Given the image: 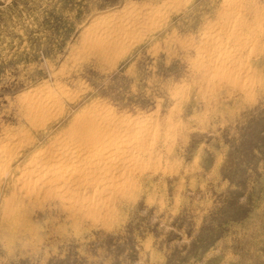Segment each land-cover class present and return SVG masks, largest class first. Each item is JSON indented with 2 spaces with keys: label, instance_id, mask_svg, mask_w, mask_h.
Wrapping results in <instances>:
<instances>
[{
  "label": "rangeland",
  "instance_id": "rangeland-1",
  "mask_svg": "<svg viewBox=\"0 0 264 264\" xmlns=\"http://www.w3.org/2000/svg\"><path fill=\"white\" fill-rule=\"evenodd\" d=\"M0 264H264V0H0Z\"/></svg>",
  "mask_w": 264,
  "mask_h": 264
},
{
  "label": "bare ground",
  "instance_id": "bare-ground-1",
  "mask_svg": "<svg viewBox=\"0 0 264 264\" xmlns=\"http://www.w3.org/2000/svg\"><path fill=\"white\" fill-rule=\"evenodd\" d=\"M127 130V129H126ZM134 142V141H133ZM132 144V145H131ZM118 145V144H117ZM124 146H126L127 148H129L128 150H130L129 152H127V150L126 151H124L123 149H122V147H124ZM138 146H140V147H142L141 145H138ZM138 146H137V143H129L128 141L127 142H125V145H119L117 148H116V150H114V151H111V149L110 150H108V149H105V148H103V146L95 153V154H93V155H88V154H86L85 152H83V151H81L80 149H78V148H72V149H70V150H68L67 151V155H66V157L68 158V159H70L72 162H70V163H66V162H60V161H58V162H60L59 163V168H58V170L60 169L62 172L59 174V178L60 179H62V180H64V184H69L70 183V181L72 180L71 179V176H72V174H75L76 172L77 173H81V175L83 176V177H86V176H91V177H95L96 179H101V181H102V179H104V181L106 180L107 182H106V184L103 186L104 188L102 189L103 191H105L108 195H111V189H112V187H116L117 185L116 184H119V179H118V177H116V178H108L109 176H108V174L110 173V171H112L113 169L114 170H123V167H124V164L125 163H128V162H130L131 161V157L129 156V155H126V154H128V153H130L131 151H133L134 153H135V151L134 150H136L137 148H138ZM108 147V146H107ZM132 147V148H131ZM109 148V147H108ZM61 151V150H60ZM88 151V150H87ZM86 151V152H87ZM137 151V150H136ZM132 153V152H131ZM134 153H132V154H134ZM92 154V153H91ZM131 154V155H132ZM57 156V155H56ZM59 156V155H58ZM56 157V159L57 160H60L61 159V157L59 156V157ZM134 156V155H133ZM55 157V156H54ZM53 157V158H54ZM63 158V157H62ZM64 158H65V156H64ZM64 158H63V160H64ZM134 157H132V159H133ZM39 159V158H38ZM69 161V160H68ZM134 161V160H133ZM57 162V161H56ZM134 163V162H133ZM130 164V163H129ZM128 164V165H129ZM42 165V164H41ZM40 165V166H41ZM39 166V167H40ZM52 166V165H51ZM126 166H127V164H126ZM129 166H131V165H129ZM41 168V167H40ZM50 168V167H49ZM52 168V167H51ZM38 169V167H35V169H33L34 171H33V173H35L36 174V178H39L41 181H42V179H43V176H44V171L42 172V170H37ZM42 169V168H41ZM44 169H47V168H44ZM43 169V170H44ZM47 170H49V169H47ZM46 171V170H45ZM50 171V170H49ZM55 171V170H54ZM57 171V170H56ZM59 172V171H58ZM48 173V172H47ZM46 173V174H47ZM51 173V172H50ZM49 173V174H50ZM53 173V172H52ZM56 173V172H55ZM31 174V173H30ZM114 174V173H113ZM123 174V173H122ZM121 175V174H120ZM55 176V175H54ZM111 176V175H110ZM114 176V175H113ZM74 176H72V178H73ZM81 177V176H80ZM88 178H90V177H88ZM87 178V179H88ZM86 178L84 179V181L83 182H85L86 184H87V182H88V180H87ZM91 179V178H90ZM94 179V178H93ZM44 180H45V178H44ZM77 180V179H76ZM49 181V180H48ZM74 181V180H73ZM82 181H81V183H82ZM96 181V180H95ZM43 182H45V181H43ZM47 182V181H46ZM92 182V181H91ZM91 182H90V185H91ZM99 182V181H98ZM103 182V181H102ZM122 182V181H121ZM120 182V183H121ZM48 183H50V182H48ZM62 183V184H63ZM72 183V182H71ZM70 183V184H71ZM74 183V182H73ZM97 183V182H96ZM69 184V185H70ZM83 184V183H82ZM89 184V183H88ZM95 184V183H94ZM73 185V184H72ZM92 186H93V184H92ZM88 187H89V185H88ZM87 187V188H88ZM86 188V187H85ZM86 188V189H87ZM102 188V187H101ZM97 190V189H96ZM95 190V191H96ZM115 191H116V189H114ZM114 190H112V191H114ZM102 191V192H103ZM64 194H65V192H64ZM105 194V193H104ZM106 195V194H105ZM69 197L71 198V197H75L74 195H70L69 194ZM113 197V196H112ZM107 198V197H106ZM75 199L77 200V202H78V198L77 197H75ZM76 202V201H75ZM83 202V201H82ZM86 202V201H85ZM84 202V203H85ZM87 203V202H86ZM80 204V203H79ZM80 208L82 209H91V203H89V201H88V204H80ZM92 210H93V208H92ZM87 211V210H86Z\"/></svg>",
  "mask_w": 264,
  "mask_h": 264
}]
</instances>
